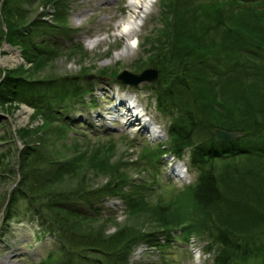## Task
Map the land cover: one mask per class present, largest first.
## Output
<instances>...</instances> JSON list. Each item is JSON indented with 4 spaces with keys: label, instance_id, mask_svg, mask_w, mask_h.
Here are the masks:
<instances>
[{
    "label": "rangeland",
    "instance_id": "obj_1",
    "mask_svg": "<svg viewBox=\"0 0 264 264\" xmlns=\"http://www.w3.org/2000/svg\"><path fill=\"white\" fill-rule=\"evenodd\" d=\"M120 4L121 0L9 2L12 21L17 26L29 29V37L37 43L42 41L41 45L58 48L41 63L33 64L25 60L16 43H10L4 37L0 40V71L20 66L26 77L53 82L49 87L75 82L86 86L90 93L85 92L78 101H69L68 107L59 112L63 118L72 120L71 127L65 130L60 128L58 121L45 123L41 117H34L33 108L25 103H0V153L3 150L12 153L15 148L23 147V142L36 147L37 157L31 162L38 167L39 174L50 177V192H92L109 180L123 177L127 182L123 190H128L131 185L142 186L144 198L152 194L150 201L160 195L166 202L162 209L133 214L127 213L119 196L95 195L84 207L88 209V204L97 207L99 217L75 221L74 228L82 234L79 238H85L83 243L88 241L90 232L102 229L104 234H111L122 227L126 239L138 232H152L154 242L163 243L159 247L149 246L146 240L136 239L126 255L125 264H191V245L188 243H192L186 239L194 237L195 243L204 248L211 240L207 230L214 226H224L241 236L264 232V180L243 175L245 167L239 164L235 171H218L221 199L216 204L203 208L186 194L178 196V202L167 204L178 191L195 181L197 172L188 167V150L180 157L169 152L162 154L157 164L149 153L158 143L167 145L169 135V117L157 110L154 94L149 89L159 78V71L155 81L136 86L122 83L116 75L123 69L137 73L147 67H156L152 53L158 49L151 50L152 45L166 23H175V16L179 19L180 15L182 20L188 21L189 28H196L199 21L194 14L184 11L174 14L168 0H153L133 21L137 34L121 36L115 33L114 24L130 16L132 10L121 8ZM1 8L2 0L0 36H5ZM205 12L213 14L208 8ZM204 32L203 36L209 38L215 29L205 27ZM203 36L196 33L193 39L197 41ZM212 52L214 55L210 60L214 62L218 52L216 48ZM207 71L211 73L210 68ZM199 82L195 81L191 89L180 87L182 92L178 93V99L197 108L191 90L193 86L198 87ZM235 83L233 78L232 84ZM232 84L226 83L222 87L224 96L233 93ZM128 95L150 119L151 123L146 126L148 130L140 128V120L125 123L124 116L117 115L125 111V107L119 105L121 100L129 105L126 102ZM38 126V132H34ZM16 157H7L11 172L0 173V196H6L1 211L12 187L20 179ZM175 162L180 171L175 170ZM82 202L80 206L84 204ZM0 213L3 215V211ZM31 214L25 206H20L18 214L5 227L0 225V264H62L64 256L55 249L53 235L43 231ZM171 222L190 223L193 230L184 233L181 225L166 227L173 226ZM77 233H69V238L75 240ZM87 256L88 253L71 264H89ZM210 263V259L204 262Z\"/></svg>",
    "mask_w": 264,
    "mask_h": 264
},
{
    "label": "trees",
    "instance_id": "obj_2",
    "mask_svg": "<svg viewBox=\"0 0 264 264\" xmlns=\"http://www.w3.org/2000/svg\"><path fill=\"white\" fill-rule=\"evenodd\" d=\"M10 1L2 0L6 32L0 40L5 37L10 43H16L27 62L41 63L58 46L41 45L42 41L37 43L29 37V29L17 26L12 21ZM168 1L174 14L178 11L194 14L199 23L196 28H189L188 21L182 20L180 15L179 19L175 16V23H166L154 42L156 45H152L151 50L158 49L152 53V59L156 62L159 78L149 89L154 94L157 110L169 117V135L167 145L158 143L149 153L157 164L162 154L169 152L180 157L188 150V167L197 172L196 179L167 204L178 202V196L186 194L195 204L205 208L221 199L218 171L229 173L238 169L239 164L245 167L243 175L264 180V0ZM206 8L213 14L205 12ZM205 27L215 29L209 38L203 36L207 32H204ZM196 33H202L203 37L194 41ZM213 48L218 52L214 62L210 60ZM209 68L214 75L207 71ZM22 70L19 66L0 71V103H25L33 108L34 117H41L45 123L55 120L64 130L71 127L72 120L63 118L59 112L68 107L69 101H78L85 92L90 93L89 89L75 82L49 87L53 82L26 77ZM233 78L235 84H232ZM195 81H200L198 87L193 86L191 90L197 108L178 99V93L182 92L180 87L191 89ZM226 83L232 84L233 93L229 96H224L222 89ZM216 127L240 131L241 135L218 139L213 131ZM39 128L33 131L38 132ZM23 143V147L13 149L12 153L10 150L0 153V173L11 172L7 158L10 156H17L20 171V179L12 187L2 209L3 215L0 213L1 226L5 227L18 214L20 206H25L43 231L53 235L55 249L64 256L62 264H71L87 253L89 264H125L126 255L136 239L146 240L149 246L163 245L154 242L152 232H138L126 239L122 235L124 227L111 234H104L102 229L90 232L88 241L83 243L85 238H79L81 231H77L74 224L81 219L99 217L97 207L89 204L88 209L84 207L95 195L119 196L128 214L162 209L166 202L160 195H156L155 201H150L152 194L144 198L142 186L131 185L123 190L127 185L123 177L109 180L92 192H50V177L39 174L38 167L31 162L37 157V148ZM38 182L41 183L37 185ZM5 197L0 196V212ZM82 201L84 204L80 206ZM152 218L155 219L153 214ZM171 223L173 226L166 227L181 225L184 233L193 230L190 223ZM165 231L168 235V230ZM74 232H78L75 240L68 235ZM207 235L211 240L204 249H212V264H264V232L241 236L224 226H214L207 230Z\"/></svg>",
    "mask_w": 264,
    "mask_h": 264
},
{
    "label": "bare ground",
    "instance_id": "obj_3",
    "mask_svg": "<svg viewBox=\"0 0 264 264\" xmlns=\"http://www.w3.org/2000/svg\"><path fill=\"white\" fill-rule=\"evenodd\" d=\"M151 3H152V0H129V2L127 3L125 2V0H121V4H120L121 8H125V9L128 8L129 10L131 9L132 14L126 17L125 19L118 20V22L114 24V26H116V31H117L115 33L120 34L121 36L137 34L136 28L134 26L135 22L133 23V21H135V19L138 17L140 10L146 5L151 4ZM119 105L125 107V111L123 114L121 113L117 114L120 117L124 116L123 120H125L124 121L125 123L127 122L132 123V121L134 120H138V121L140 120L141 123L144 122V119L142 118L141 114L138 117L137 114H134L132 112L133 106H129L130 104L125 106V103L123 100L119 102ZM140 128H143L144 130L146 129L144 127V124H142Z\"/></svg>",
    "mask_w": 264,
    "mask_h": 264
},
{
    "label": "water",
    "instance_id": "obj_4",
    "mask_svg": "<svg viewBox=\"0 0 264 264\" xmlns=\"http://www.w3.org/2000/svg\"><path fill=\"white\" fill-rule=\"evenodd\" d=\"M157 77L158 69L156 67H147L137 73L123 69L116 75V78L121 82L131 86L138 85L141 82L155 81ZM213 131L218 139H227L241 135L240 131H232L220 127L214 128Z\"/></svg>",
    "mask_w": 264,
    "mask_h": 264
},
{
    "label": "built area",
    "instance_id": "obj_5",
    "mask_svg": "<svg viewBox=\"0 0 264 264\" xmlns=\"http://www.w3.org/2000/svg\"><path fill=\"white\" fill-rule=\"evenodd\" d=\"M190 242L192 243L191 249H192V252L194 253V258H193L194 264H200L201 258L199 254V249L193 246V243H194L193 238H190Z\"/></svg>",
    "mask_w": 264,
    "mask_h": 264
}]
</instances>
